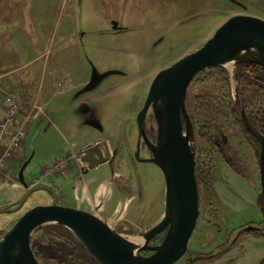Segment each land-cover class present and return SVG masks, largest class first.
Returning a JSON list of instances; mask_svg holds the SVG:
<instances>
[{
    "label": "rangeland",
    "instance_id": "obj_1",
    "mask_svg": "<svg viewBox=\"0 0 264 264\" xmlns=\"http://www.w3.org/2000/svg\"><path fill=\"white\" fill-rule=\"evenodd\" d=\"M236 14L264 19V0H0V32L4 31L0 33V120L5 117L7 95L23 103L31 101L27 91L34 86L28 84L27 75L40 67L29 64L32 60L41 59L48 68L58 64L64 73L57 71L58 75L63 79L77 75L78 84H87L90 72L118 70L82 97L73 92L70 99L62 95L51 99L45 107L47 115L30 122L21 145L26 156H32L25 170L29 186L49 185L59 194V205L88 214L94 202L103 204L99 220L124 237H137L158 225L165 215L167 193L164 173L152 162L155 154L150 147L158 143V120L151 110L144 123L146 143L138 152L134 118L143 108L155 76L199 50ZM122 30L117 35L113 32ZM238 64L202 71L187 91L186 105L194 123L191 147H195L200 214L188 251L175 264H264L261 149L257 137L246 131L237 103L253 116L256 128L264 130V82L248 76ZM68 70L77 71L68 74ZM237 71L238 79L234 78ZM39 86L33 88L36 95ZM85 99L91 102V118L96 124L80 115ZM120 129L125 131L124 140L120 134L116 136ZM98 136L101 138L95 139ZM104 141L111 159L97 168L89 167L86 150ZM123 144L128 172L117 171L115 179L128 194L115 189L109 179L114 172L111 164L122 157L117 149H124ZM102 151L107 158L105 145ZM14 156L8 159L6 178L0 179V184L9 183L0 190V209L13 208L16 202L10 201L16 196L21 199L26 191L18 177L24 162H14ZM226 160L239 162L241 178L232 175ZM52 202L50 193L36 192L18 212L0 214V237L22 214ZM50 226L44 225L32 236L40 264H99L68 228ZM255 227L259 229H252ZM166 233L151 244L159 245ZM59 244L69 253H59ZM48 246L57 250V256L50 254Z\"/></svg>",
    "mask_w": 264,
    "mask_h": 264
},
{
    "label": "water",
    "instance_id": "obj_2",
    "mask_svg": "<svg viewBox=\"0 0 264 264\" xmlns=\"http://www.w3.org/2000/svg\"><path fill=\"white\" fill-rule=\"evenodd\" d=\"M114 26L117 29V23L114 22ZM243 62L262 67L264 79V19L236 14L226 20L199 50L181 57L155 76L137 121L139 131L145 135L147 113L152 110L158 120V143L150 147L155 154L152 162L161 167L167 188L165 215L158 225L137 237H124L90 212L88 214L59 205L60 196L51 186L41 184L30 187L26 182L25 170L32 160L31 156L18 175L19 182L26 189L24 195L13 208H1L0 214L18 212L36 192L50 193L53 202L31 208L0 237V264H40L33 251L32 236L44 225L55 224L68 228L99 264H175L183 259L200 214L195 152L191 147L194 128L187 112V91L193 79L202 71ZM93 74L86 91L94 90L100 78L109 75L97 71ZM237 103L244 125L259 141V169L264 200V130L261 132L253 126L241 103ZM182 117L187 121L185 127ZM102 145L106 146L107 158L103 155ZM110 157L109 145L104 141L89 147L84 159L91 167H97L99 163L108 162ZM163 232H167L165 239L159 245H152L151 242ZM143 252H149L150 255L144 256Z\"/></svg>",
    "mask_w": 264,
    "mask_h": 264
},
{
    "label": "crops",
    "instance_id": "obj_3",
    "mask_svg": "<svg viewBox=\"0 0 264 264\" xmlns=\"http://www.w3.org/2000/svg\"><path fill=\"white\" fill-rule=\"evenodd\" d=\"M2 18V17H1ZM0 33H4V31H2V32H0ZM40 60L41 59H36V60H32V61H30V63L29 64H32V65H34V64H40V67H36V70L35 71H32L31 73H29L28 75H27V77L29 78V80H27L28 81V84H30L32 87L34 86L35 87V85H36V87L38 86V85H40L39 86V91L37 92V95H38V97H37V95L36 94H34V87L33 88H31L30 90H28L27 92H28V94H30L31 96H30V99H31V101L29 102L28 101V103H26V102H24V106H25V108L27 109V110H29V111H31V110H33L32 112L34 113V114H38V117H35V118H33L32 120H38V118L39 117H44V116H46L47 115V110L45 109V107L49 104V101L51 100V99H56L57 97H60L61 95L62 96H67L69 99H70V97H71V95L73 94V92H78L79 93V95L82 97V95L84 94V93H87V92H89V91H86L85 90V88L87 87L86 85V81L83 83V84H78L77 83V79L75 80V77H77V75L76 76H67V75H65V77H64V79H63V77H62V75L61 74H64V73H62V72H60L59 71V69H60V67H58V64H56V65H54V66H52L51 65V67L50 68H48L47 67V64L45 63V62H43V63H41L40 62ZM25 65H28V64H25ZM56 66V67H55ZM58 68V69H57ZM48 70H49V74L47 75V72H48ZM63 71H64V69H62ZM112 70V71H111ZM114 69H107V72L105 73V74H107V73H109V75H107V78L108 77H110L111 75H114V74H116L117 72H118V70H116V71H113ZM57 71H59L61 74H59V75H61V76H59L58 75V72ZM75 71H77V70H73L72 72H75ZM68 72V74L70 73V74H72V72H70L69 70L67 71ZM56 73H57V75H56ZM88 74V73H87ZM53 75V76H52ZM90 77V74L88 75V78ZM60 78L62 79V80H60ZM74 79V83L72 82L71 83V80L70 79ZM59 80H60V82H59ZM35 82H37V83H35ZM58 82H59V85H58ZM61 89H63L62 91H61ZM58 92V93H57ZM36 95V96H35ZM35 96V97H34ZM37 100V103H38V105L40 106V108H41V111H44V112H40V111H37V110H34L33 108H34V102ZM5 100V99H4ZM84 102V103H83ZM83 102H81V103H83L82 105H85V110H83V112L84 113H81L80 115H82V116H84V118H87V116L89 115L88 113H90V111H92V109L91 110H89L90 108H89V105L91 104V102H90V100H87V99H85V101H83ZM4 104H5V102H4ZM89 108V109H88ZM106 108H109L110 110L112 109V105H108V106H106ZM6 108H5V105H4V110H5ZM93 112V111H92ZM3 113H4V111H3ZM36 116V115H35ZM31 120V121H32ZM30 121V122H31ZM30 122L28 123V129H29V124H30ZM89 127H90V125H89ZM92 128V127H91ZM95 130V129H94ZM96 131V130H95ZM97 132V131H96ZM97 134V133H96ZM97 136V135H96ZM27 138V137H26ZM26 138L23 140V142H22V144L21 145H23V143H24V141L26 140ZM98 138H101L100 136H98V137H95V139H98ZM108 139V138H107ZM3 150H4V148L1 150L2 152H3ZM15 156H14V158H13V161L15 162V161H23L24 163L26 162V161H28V159L30 158V155H28V156H26V154H25V149H24V147L22 146V148H21V150L20 151H17L15 154H14ZM29 166V165H28ZM44 166V165H43ZM10 167V166H9ZM13 170V169H12ZM14 172V171H13ZM7 175V174H6ZM6 175H5V178H6ZM9 177V176H8ZM93 180H95V179H93ZM6 181V180H5ZM5 181H3L2 182V184H0V190L1 191H3L4 189H6V187L8 186V184L9 183H5ZM96 181V180H95ZM98 181H100V180H97V182ZM19 194V193H18ZM21 196V195H20ZM19 197V196H18ZM20 198V197H19ZM19 198H17V196H16V199L15 200H13V201H10V202H13V203H15V202H17L18 201V199Z\"/></svg>",
    "mask_w": 264,
    "mask_h": 264
},
{
    "label": "built area",
    "instance_id": "obj_4",
    "mask_svg": "<svg viewBox=\"0 0 264 264\" xmlns=\"http://www.w3.org/2000/svg\"><path fill=\"white\" fill-rule=\"evenodd\" d=\"M4 101L5 117L0 120V179L5 176V171L10 170L8 159L21 150V144L27 137L28 123L38 116L32 112L33 110H27L23 101L16 96L7 95ZM33 109L43 112L37 100ZM31 185L35 186V184Z\"/></svg>",
    "mask_w": 264,
    "mask_h": 264
},
{
    "label": "flooded vegetation",
    "instance_id": "obj_5",
    "mask_svg": "<svg viewBox=\"0 0 264 264\" xmlns=\"http://www.w3.org/2000/svg\"><path fill=\"white\" fill-rule=\"evenodd\" d=\"M151 13H153V12H151ZM151 13L149 14V15H151ZM146 17H148V16H146ZM124 30V29H123ZM123 30L122 31H113L116 35H117V33H121V32H123ZM249 65H255L254 63H248ZM247 64V65H248ZM239 65V64H238ZM242 65H239V67H241ZM248 68H250V67H248ZM240 69V68H239ZM242 69V68H241ZM251 69H254L255 70V72L256 73H258V74H260V73H262V77H263V71H262V67L260 68L258 65H256L254 68H251ZM250 69V70H251ZM238 70V69H237ZM92 72H90V77H89V81L87 82V84L90 82V80H91V76H93L94 74L92 73ZM239 71H237V75H236V77H235V75H234V77L235 78H239ZM107 79V78H106ZM105 78H100V80H99V82H98V84L101 82H103V80H106ZM263 82H264V79H263ZM264 90V89H263ZM187 97H188V94H187ZM187 101V100H186ZM145 103V102H144ZM187 103V102H186ZM235 103V102H234ZM236 104V103H235ZM236 107H237V104H236ZM143 108H144V105H143ZM143 108H141V110H140V112L142 111V109ZM86 109V108H85ZM89 109V108H88ZM89 110H91V109H89ZM244 110H245V114L247 115V118L249 119V121H251L252 123L254 122H256V120H254L253 119V116L251 115V114H248L247 113V111H246V109L244 108ZM151 111V110H150ZM149 111V112H150ZM139 112V113H140ZM149 112L147 113V116H148V114H149ZM187 112H188V116L190 117V122H191V125L192 126H194V123H193V119H192V117L190 116V113H189V111H188V106H187ZM138 113V114H139ZM89 115H88V121H91L92 123H95L96 124V120H94L93 118H91V114H92V111H90V113H88ZM137 116L138 115H136L135 116V121H136V126H137V131H138V146H137V151L138 152H140V149H141V146H142V144H145L146 142H145V136L143 135V134H141V132L139 131V128H138V121H137ZM147 116L145 117L146 119H147ZM251 119H253V120H251ZM182 123H183V126L185 127L186 126V124H187V121H186V119H185V117H182ZM254 123H253V125H254ZM240 124V122L238 121V125ZM255 126V125H254ZM255 127H257V126H255ZM263 130V129H262ZM262 130H260V131H262ZM246 131L250 134V132H249V130L246 128ZM115 132V135L118 133V130L117 131H114ZM120 134V135H119ZM121 136V137H123V140H124V138H125V131L124 130H119V133L116 135V136ZM115 136V137H116ZM253 137V136H252ZM254 139H255V141L257 142V144H258V141L256 140V138L254 137ZM252 141V140H251ZM124 142V141H123ZM259 145V144H258ZM122 147H124V149H121V150H118L117 149V151H118V154L120 155V154H122L121 156V159H119V161L117 160L116 161V164H111L112 166L111 167H113V169H114V172H113V176H111L109 179H110V181H111V183H110V185H113L114 187H115V189H119V190H121V192H123V194L125 193V192H127V194H128V192L129 191H127V190H124L123 188H121V186L120 185H118V181H116V177H118L117 176V171H125V172H128L127 170H128V166H127V155H125V153H126V144H123L122 145ZM195 151V147H193L192 146V151ZM139 159V158H138ZM258 161H259V156H258ZM87 163H88V165H89V167H91L90 166V163L88 162V161H86ZM226 162H227V160H226ZM137 163V162H136ZM135 163V164H136ZM228 163V164H227ZM226 164L228 165V167H229V169L231 170V173H232V175H237L239 178H241L242 176V172H241V169H242V167L241 166H239V162H237V163H235L234 161H228ZM259 166H260V161H259ZM104 165H106V164H103V165H101V166H104ZM100 166V167H101ZM99 167V166H98ZM97 168V167H96ZM88 170H92V168L91 169H88ZM260 171V170H259ZM114 174H115V176H114ZM253 174V173H252ZM195 175H196V168H195ZM197 176V175H196ZM96 183V182H95ZM121 188V189H120ZM125 191V192H124ZM262 196V195H261ZM263 197V196H262ZM102 204V203H101ZM100 204V205H101ZM118 204V203H117ZM104 205L102 204L101 206H99V203H96V202H94V204H93V206L92 207H90L91 208V210H90V213L92 214V215H94V216H96V217H98L99 215V212L101 211L100 210V208L101 207H103ZM100 207V208H99ZM105 207V206H104ZM200 207V206H199ZM256 230H258L259 228H255ZM32 246H33V244H32Z\"/></svg>",
    "mask_w": 264,
    "mask_h": 264
},
{
    "label": "trees",
    "instance_id": "obj_6",
    "mask_svg": "<svg viewBox=\"0 0 264 264\" xmlns=\"http://www.w3.org/2000/svg\"><path fill=\"white\" fill-rule=\"evenodd\" d=\"M256 65H247V64H243L241 67H245L244 69H246V71H247V74H248V76H253L254 78H256V81L257 82H260V81H263V78H262V73H260V74H258V73H256L255 72V70L254 69H251V68H254ZM248 67H250V68H248ZM251 69V70H250ZM247 76V77H248ZM50 226V225H49ZM55 227H56V229L58 228V227H60L61 228V230H66V228H64L63 226H58V225H51L50 227H48V228H51V229H54L55 230ZM68 243H69V241H68ZM70 244V243H69ZM73 244H75V243H73ZM63 244H59V248L57 249L58 250V252L59 253H69V251H68V248L67 247H65V246H62ZM45 248H46V246H45ZM44 249V247H42V250ZM47 249L48 250H50V254L52 255V256H57V254H58V252H57V250H55L54 249V247L53 246H48L47 247ZM49 252V251H48Z\"/></svg>",
    "mask_w": 264,
    "mask_h": 264
},
{
    "label": "bare ground",
    "instance_id": "obj_7",
    "mask_svg": "<svg viewBox=\"0 0 264 264\" xmlns=\"http://www.w3.org/2000/svg\"><path fill=\"white\" fill-rule=\"evenodd\" d=\"M232 66V64H229V67H231ZM134 240V239H133ZM137 241L139 240V239H136Z\"/></svg>",
    "mask_w": 264,
    "mask_h": 264
}]
</instances>
